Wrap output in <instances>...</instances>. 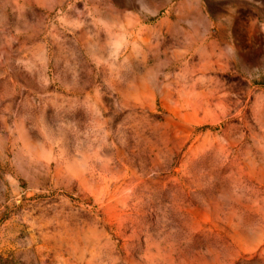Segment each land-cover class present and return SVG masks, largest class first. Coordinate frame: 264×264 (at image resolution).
<instances>
[{
    "label": "rangeland",
    "instance_id": "374dc122",
    "mask_svg": "<svg viewBox=\"0 0 264 264\" xmlns=\"http://www.w3.org/2000/svg\"><path fill=\"white\" fill-rule=\"evenodd\" d=\"M0 264H264V0H0Z\"/></svg>",
    "mask_w": 264,
    "mask_h": 264
}]
</instances>
